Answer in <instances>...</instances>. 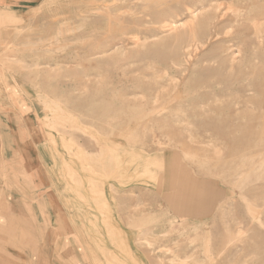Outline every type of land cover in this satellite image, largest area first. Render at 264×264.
Masks as SVG:
<instances>
[{
  "label": "rangeland",
  "instance_id": "obj_1",
  "mask_svg": "<svg viewBox=\"0 0 264 264\" xmlns=\"http://www.w3.org/2000/svg\"><path fill=\"white\" fill-rule=\"evenodd\" d=\"M4 100L0 264H264V0L2 12Z\"/></svg>",
  "mask_w": 264,
  "mask_h": 264
},
{
  "label": "crops",
  "instance_id": "obj_2",
  "mask_svg": "<svg viewBox=\"0 0 264 264\" xmlns=\"http://www.w3.org/2000/svg\"><path fill=\"white\" fill-rule=\"evenodd\" d=\"M42 1L43 0H0V13L6 12V13H9V14H13L15 16H21V11H24L27 8L28 5H32V4L37 5V4L42 3ZM8 100L10 101V98ZM8 100H4L3 102H5V103H1L0 102V119L1 118L10 119V118H12V116L15 117L14 113H12V112L16 111L17 109L15 107H13L11 102H9ZM12 101L15 104L18 103L15 100H12ZM16 105H18V104H16ZM10 106L12 108H10ZM18 113L20 114V110H19ZM17 117H19V116H17ZM20 126L21 125H19V127L17 129L13 128L12 132H17V133L20 132V130H21ZM10 133H11V131H10ZM59 200H57V201L62 206L64 202L61 201V200L59 201ZM109 209H110L112 215L108 216L107 220H113V219L115 220V216L118 215V214L114 213L113 208H109ZM71 213H72V211H70V214ZM56 215L57 214L53 213V211H49V216L48 217L50 218V223H52L53 229H55L57 227L56 225H58L57 224L58 218L56 217ZM67 217H68V215H67ZM23 219H24L23 217H20L18 222L24 221ZM116 221L117 220H115L114 222H116ZM53 223H55V226H53ZM120 230H118V231H120L122 233H125L126 238H129L128 232L126 230H124L123 228H120ZM118 231L116 230L117 233H118ZM128 231H130V230H128ZM132 231L133 230L131 229V231H130L131 235H132Z\"/></svg>",
  "mask_w": 264,
  "mask_h": 264
},
{
  "label": "bare ground",
  "instance_id": "obj_3",
  "mask_svg": "<svg viewBox=\"0 0 264 264\" xmlns=\"http://www.w3.org/2000/svg\"><path fill=\"white\" fill-rule=\"evenodd\" d=\"M111 3H113V2H111ZM104 5H105V4H104ZM109 6H111V5H109ZM109 6H108V7H109ZM108 7H107V8H108ZM107 8H106V9H107ZM110 8H111V7H110ZM114 9H116V8H114ZM117 9H118V8H117ZM99 10H100V9H99ZM107 10H108V9H107ZM96 11H98V10H96ZM100 11H101V10H100ZM100 11H99V12H100ZM99 14H100V13H99ZM87 17H88V16H87ZM176 26H177V24L173 23V24H171L169 27H170L171 29L174 30V28H176ZM171 29H170V30H171ZM140 43H141V42H140ZM113 52H114V51H112V53H113ZM110 54H111V53H110ZM102 57H103V56H102Z\"/></svg>",
  "mask_w": 264,
  "mask_h": 264
}]
</instances>
